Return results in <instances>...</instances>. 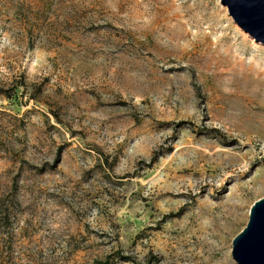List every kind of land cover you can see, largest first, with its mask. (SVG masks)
<instances>
[{
	"label": "rangeland",
	"instance_id": "rangeland-1",
	"mask_svg": "<svg viewBox=\"0 0 264 264\" xmlns=\"http://www.w3.org/2000/svg\"><path fill=\"white\" fill-rule=\"evenodd\" d=\"M263 195L264 46L219 0H0V264H236Z\"/></svg>",
	"mask_w": 264,
	"mask_h": 264
},
{
	"label": "water",
	"instance_id": "water-1",
	"mask_svg": "<svg viewBox=\"0 0 264 264\" xmlns=\"http://www.w3.org/2000/svg\"><path fill=\"white\" fill-rule=\"evenodd\" d=\"M235 24L264 46V0H219ZM245 225L231 238L236 264H264V195L252 201Z\"/></svg>",
	"mask_w": 264,
	"mask_h": 264
},
{
	"label": "trees",
	"instance_id": "trees-1",
	"mask_svg": "<svg viewBox=\"0 0 264 264\" xmlns=\"http://www.w3.org/2000/svg\"><path fill=\"white\" fill-rule=\"evenodd\" d=\"M125 259H128V258H125Z\"/></svg>",
	"mask_w": 264,
	"mask_h": 264
}]
</instances>
